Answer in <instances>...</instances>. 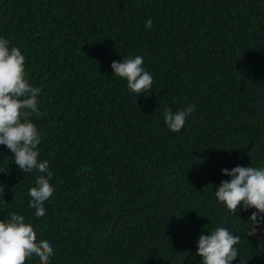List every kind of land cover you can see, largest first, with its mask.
I'll use <instances>...</instances> for the list:
<instances>
[{
  "label": "trees",
  "instance_id": "trees-1",
  "mask_svg": "<svg viewBox=\"0 0 264 264\" xmlns=\"http://www.w3.org/2000/svg\"><path fill=\"white\" fill-rule=\"evenodd\" d=\"M0 37L41 90L30 120L54 188L36 217L47 174L0 145V221L23 215L49 264H202L197 241L220 227L240 237L232 264H264L256 210L215 196L222 169L264 168V0H0ZM137 55L153 78L138 96L111 69ZM189 105L170 131L164 112Z\"/></svg>",
  "mask_w": 264,
  "mask_h": 264
},
{
  "label": "clouds",
  "instance_id": "clouds-1",
  "mask_svg": "<svg viewBox=\"0 0 264 264\" xmlns=\"http://www.w3.org/2000/svg\"><path fill=\"white\" fill-rule=\"evenodd\" d=\"M153 21L149 18L145 28L150 29ZM9 40L0 37V145H4L14 154V163L23 173L34 169L41 175L36 186L28 191L31 197L29 207L34 208L36 217L45 215L44 202L54 192L49 179L48 162L38 160V145L41 134L30 117L42 116L37 97L40 89L33 87L26 78L25 57L17 47L9 48ZM143 57L135 56L113 61L112 73L127 82V88L136 96L150 91L153 78L144 68ZM195 111L189 105L175 113L171 109L164 112V123L175 133L184 127L187 117ZM222 174L231 177L221 181L215 196L231 213L240 206L245 210L254 208L249 220L255 228L264 223V168L237 166L231 170L222 169ZM3 191V188H0ZM254 234V233H253ZM240 237L232 235L226 228H216L212 233L201 235L197 241V255L202 264H232L238 256L235 245ZM54 250L47 240H37L34 228L25 223L23 215L11 214L7 221H0V264H26L33 256L39 264H49Z\"/></svg>",
  "mask_w": 264,
  "mask_h": 264
}]
</instances>
